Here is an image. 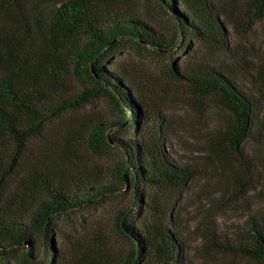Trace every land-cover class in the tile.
Returning <instances> with one entry per match:
<instances>
[{"label": "trees", "instance_id": "1", "mask_svg": "<svg viewBox=\"0 0 264 264\" xmlns=\"http://www.w3.org/2000/svg\"><path fill=\"white\" fill-rule=\"evenodd\" d=\"M125 1L0 0V264H182L176 199L160 202V194L180 193L198 170L172 157L160 107L114 60L125 43L160 55L200 43L226 52L229 30L243 36L264 19V0H145L166 21L165 31ZM172 71L228 111L217 131L224 144L241 154L249 140L260 142L264 59L242 78L229 64L179 62ZM99 100L112 112L75 113ZM84 149L122 157L105 173L90 174L74 158ZM123 187L137 212L134 220L121 215L117 225L127 255L107 254L97 236L96 244L71 249L66 263L60 219ZM233 241L218 246L264 262V217L249 218Z\"/></svg>", "mask_w": 264, "mask_h": 264}, {"label": "rangeland", "instance_id": "2", "mask_svg": "<svg viewBox=\"0 0 264 264\" xmlns=\"http://www.w3.org/2000/svg\"><path fill=\"white\" fill-rule=\"evenodd\" d=\"M123 4L142 13L160 31L167 29L164 18L157 10L146 6L145 0H126ZM0 24L5 23L1 20ZM229 33V50L222 53L200 43L186 51L176 48L160 55L125 43L114 60V66L147 90V97L160 107L166 146L172 157L178 162L194 163L198 170L196 177L180 193L160 194V202L163 198L175 196L176 199L174 215L184 242L182 264H264L220 248L227 247L226 242L234 243L235 236L247 228L249 218L264 217V133L260 142L251 139L242 146L241 154L234 152L217 137V131L223 129L230 118L225 107L212 95L195 93L186 82L175 79L172 71L173 63L181 62L182 66L203 62L211 66L229 64L241 78V72L246 75L253 72L257 63L264 59V19L255 21L243 36L232 30ZM78 112L104 114L112 110L99 100L75 113ZM51 134L45 137L50 139ZM121 157L116 150L100 158L84 149L74 158L83 160L75 163L92 174L105 173ZM248 171L253 173V178ZM131 197V190L123 187L70 219H60L59 247L64 252V261H69L70 251L76 245L89 240L96 244L97 236L99 246L104 247L107 254L126 256L129 245L119 234L117 225L123 223L119 220L123 214L122 219L128 214L131 220L136 218ZM75 224L78 230L73 229ZM82 233L85 241H82ZM73 237L79 242L73 243Z\"/></svg>", "mask_w": 264, "mask_h": 264}]
</instances>
